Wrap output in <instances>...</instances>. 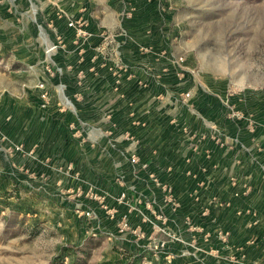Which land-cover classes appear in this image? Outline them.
Segmentation results:
<instances>
[{"label": "rangeland", "instance_id": "rangeland-1", "mask_svg": "<svg viewBox=\"0 0 264 264\" xmlns=\"http://www.w3.org/2000/svg\"><path fill=\"white\" fill-rule=\"evenodd\" d=\"M174 119L222 205L170 221L129 160ZM78 259L264 264V0H0V264Z\"/></svg>", "mask_w": 264, "mask_h": 264}, {"label": "crops", "instance_id": "crops-1", "mask_svg": "<svg viewBox=\"0 0 264 264\" xmlns=\"http://www.w3.org/2000/svg\"><path fill=\"white\" fill-rule=\"evenodd\" d=\"M146 125L147 123L143 120H140L138 123V126L142 128H145ZM183 126L187 125L180 124L174 119L169 123L167 122L166 127L162 130V139L172 138L173 140L168 143L169 151H158L157 149L151 148L153 150L151 154L146 155L144 148H138V150L132 154L131 158L136 156L139 159V164L134 165L129 160V164L133 169H150V171L145 172L155 190V193H151L150 198L156 203V196L159 194L158 197L163 199L168 209L164 211L160 208L158 213H167L166 217L168 216L170 221L176 216V213H191V211H189L190 207L195 208L197 211L199 210L200 213H209L212 208L210 206H214V204L217 205L218 203V205H222L219 201L220 199L217 197L211 199L212 201L209 203L203 199L208 189L212 186L215 187L217 180H219L218 174L220 167L219 163L214 159L215 156L212 153H208L206 149L194 145L195 143L191 144L190 149H188L185 154L183 152L178 153L179 144L178 140L176 141V137H178L176 134V128H182ZM187 130L188 128L185 127L184 132L188 133ZM189 132H191V130H189ZM181 134L187 136L183 131H181ZM129 136L130 135L127 136V139L130 138ZM131 139H135V137L132 136ZM166 150H168V148ZM144 164H146V168L142 167ZM215 173L216 177L214 176ZM181 175L184 176V181L188 179V182H190V189L186 190V197L183 198L184 200H188L186 204L184 201H181V197H179V199L177 198L179 192L177 187V177ZM211 178H213V181ZM132 197L135 196L133 195ZM142 197L147 199L146 196L142 195ZM237 197L238 195L236 194V198ZM139 198L141 200L140 203H142L141 197ZM141 209H143V213L152 217L154 216L153 213H156V211H148L146 203H142Z\"/></svg>", "mask_w": 264, "mask_h": 264}, {"label": "built area", "instance_id": "built-area-1", "mask_svg": "<svg viewBox=\"0 0 264 264\" xmlns=\"http://www.w3.org/2000/svg\"><path fill=\"white\" fill-rule=\"evenodd\" d=\"M131 162H132V164L137 165V164H139V159H138L136 156H133V157L131 158ZM142 167H143V168H146V165H143ZM121 198H122V199L125 198V194H123V195L121 196ZM156 213H158V212H156ZM155 217H157V219L160 220L159 222L161 223L162 226L165 225V218H162V216H155ZM126 221H127V220H126ZM162 222H163V223H162ZM125 230H128V228H127V223L124 225V227H121V232H122V231H125ZM160 232H161L162 234H164V235L170 236V235L167 233L166 229L158 228V233H160ZM166 245H167V242L159 241V242L156 244V248H157V249H163V248L166 247Z\"/></svg>", "mask_w": 264, "mask_h": 264}, {"label": "trees", "instance_id": "trees-1", "mask_svg": "<svg viewBox=\"0 0 264 264\" xmlns=\"http://www.w3.org/2000/svg\"><path fill=\"white\" fill-rule=\"evenodd\" d=\"M74 264H82V263H80V260L78 259V260L75 261Z\"/></svg>", "mask_w": 264, "mask_h": 264}]
</instances>
